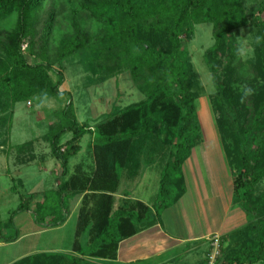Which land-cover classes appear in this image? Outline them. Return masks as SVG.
I'll list each match as a JSON object with an SVG mask.
<instances>
[{"label": "trees", "instance_id": "obj_1", "mask_svg": "<svg viewBox=\"0 0 264 264\" xmlns=\"http://www.w3.org/2000/svg\"><path fill=\"white\" fill-rule=\"evenodd\" d=\"M53 3L0 0V24L15 21L12 29L0 26V154L15 151L23 165L36 161L33 141L8 149L15 107L31 104L32 99L59 101L71 96L62 90L63 74L75 56L88 63L94 77L105 72V58L120 57L117 72L123 64L129 67L145 99L94 127L79 122L71 99L55 113L58 121L50 126L45 141L63 164L62 176L53 190L30 196L18 192L21 179L18 185L13 180L20 204L0 228H13L22 213H29L40 228L60 227L69 219L71 201L83 196L72 253H38L13 264L115 261L120 243L136 234L137 225L153 220L151 208L143 202L116 196L121 182L135 183L146 166L161 169L153 205L157 215L185 194L183 165L203 143V134L196 108L202 89L192 80L183 35L193 38L201 24L213 25L215 43L204 55L216 89L212 105L227 160L234 168V203L250 221L240 247L224 253L217 264H264V192L256 195L264 180V40L257 44L255 38V58L244 61L236 35L253 25L256 37H264V0H81L88 25L83 28L82 22L67 20L69 30L59 46L52 44L54 27L60 25ZM46 6L52 14L49 20L32 23V14ZM255 14L260 17L251 23ZM55 66L65 68L57 82L50 74ZM100 80L94 86L106 81ZM245 87L253 94L245 96ZM66 135H71L67 152L61 144ZM86 136L92 138L93 169L86 172L78 166L69 176L70 160L80 153ZM2 237L0 242L13 243L19 234Z\"/></svg>", "mask_w": 264, "mask_h": 264}, {"label": "rangeland", "instance_id": "obj_2", "mask_svg": "<svg viewBox=\"0 0 264 264\" xmlns=\"http://www.w3.org/2000/svg\"><path fill=\"white\" fill-rule=\"evenodd\" d=\"M80 3L81 0H54L52 11L60 23V25L58 24L59 26L54 27L55 33L52 38V44H54V46H59L61 44L65 35L64 33L69 30L68 25L65 24L67 20L80 21L82 22L81 26L83 28L88 25L89 19L83 12ZM48 7L49 6H46L34 12L31 16L32 23H35L37 20L48 21L52 15L49 13ZM249 7L252 8V5H249ZM259 17L260 16L258 14H255V16L250 18V22L254 23ZM14 25L15 21H12L11 19L0 24V26L4 29H12ZM256 33L257 29L253 25H250L249 27L236 33L240 45L241 56L244 61H253L255 58L254 42ZM183 39L187 43L190 59L193 65L192 80L194 81V85L197 84L198 88L202 89L201 92L199 90L196 108L198 121L203 134V140L204 138L208 140L212 136H216L220 139L216 113L212 105V95L215 93L216 89L210 70L204 60V55L207 50H209L215 43L213 38V25H197L194 37L188 38L187 35H183ZM27 48V45H25L24 51H26ZM114 58V54L105 58L102 61V65L105 67V72L99 73L98 77H94L92 71H90L88 67V63L85 62L83 58L75 56L69 60L65 73V68L63 69L59 66H55V70L50 73L56 82L62 78L60 73H64L63 78L65 83L62 90L70 92L71 96H62L59 101L56 99L47 101L32 99L31 105L28 103H19L16 105L8 149L33 141V152L35 155H38V159H36L38 161L36 163H32L31 166H26L18 170L17 168L23 166V164L20 163L19 165L16 163V165H13L15 161L17 162V159L14 157L15 155L13 157L10 156L9 158H6L10 161L9 167L11 170V176L9 177L4 171V164L0 159V226L4 225L9 220L11 213L17 209L20 204L19 194L14 193L12 189L15 183L18 185L19 179H22L23 186H17L18 192H21V194H24L25 196H30L33 193L44 194L45 192L53 190L57 175H60V168L63 169V164L54 158L50 145L45 141V136L49 133L50 126H53L58 121L55 113L63 109L70 99L73 101L74 109L79 122L88 123L91 127H94L98 122L106 119L111 114L117 113L128 108L132 104L145 99V96L139 91V83L135 82L132 78L131 69L123 64V67L118 73L116 67L119 66L121 58L119 57L117 61H115ZM29 60L33 59L29 58ZM100 79H105L106 81L94 86ZM70 137L71 136L69 135L68 138ZM66 139L67 138L64 137L61 144L63 145V151L67 152L70 150L71 145L67 144L68 141ZM91 139V136H86L81 141L80 153L72 157L70 160L69 173H71L75 167L79 166L80 163L84 162L85 165L90 162L91 151L89 143H91ZM150 143L151 142H146L147 145ZM140 145H142V142ZM141 148L144 150L142 146ZM203 149L204 148H202V146L197 147L195 155L198 168H200V171L202 170L203 173H205L204 171H206L208 167L207 164H209L208 161L210 159V154L206 152L205 149V152L208 153L207 156ZM13 153L15 154V151H13ZM222 153L225 155L223 149ZM2 155V157L5 156L3 153ZM27 157L28 156H25L24 158ZM89 165L90 164H88V166ZM217 167L220 168L219 164ZM230 167L234 173V168L231 165ZM39 168L46 171V173H43V171L39 172ZM160 171L161 169L158 170V168H152L150 172L145 174L144 178L150 191L159 185L158 178L160 177ZM13 180H15V183ZM262 192H264V180L261 182L259 191L256 195L260 196ZM74 202L75 201H73V205ZM247 220L246 226L234 234L230 239H223L219 235L221 237L219 248L221 257H224V253H231L240 247L243 237L241 235L244 234V231L250 224L248 217ZM75 225L76 218L71 220V222L69 221L68 226H66L62 231L65 246L70 244V241L74 236L73 231ZM14 227L6 229L3 227L2 230L0 228V236L11 237L15 234H20V232H17ZM71 227L73 228V231ZM4 237H2V239ZM52 237V234L34 236L27 238L25 242L21 241L11 244L10 246H0V264H10L11 262H14L18 255L24 254L23 251L31 245L30 243L38 248L37 251L42 250L43 246L46 247V241H49L50 244L52 243ZM56 238L58 239V237ZM212 243L213 242L211 240V244ZM212 249L213 246L211 245V252ZM39 252L41 251H38V253Z\"/></svg>", "mask_w": 264, "mask_h": 264}, {"label": "crops", "instance_id": "obj_3", "mask_svg": "<svg viewBox=\"0 0 264 264\" xmlns=\"http://www.w3.org/2000/svg\"><path fill=\"white\" fill-rule=\"evenodd\" d=\"M65 137L67 141L71 139V137L68 138L69 135ZM221 143V138L212 136L208 140L204 138L203 143L198 146L204 148V153L210 154L205 173L198 168L195 155L197 147L193 150L191 157L183 165V175L186 181L185 194L175 205L166 208L158 215L153 205L158 197L159 185L150 191L144 178L145 174L150 172L153 167H145L141 177L135 183L125 180L121 182L116 196L119 198L125 196L143 202L151 208L153 220L137 225L136 234L120 243L117 259L115 261H103L102 264H207L208 256L211 253V240L215 235H220L223 239H230L246 226L248 221L246 213L234 203L233 172L226 154L223 155L222 153L224 148ZM90 153V162L85 165L82 162L79 165L86 172H91L94 166L92 151ZM208 153H206L207 156ZM3 154L5 156L2 157L1 153L0 159L4 164V171L10 177V161L6 158L13 157L15 154L10 153L9 155L7 152H3ZM36 156L38 159V155ZM16 163L20 165L18 161H15L13 165ZM88 164L90 165L88 166ZM218 164L220 168L217 167ZM31 165H23L17 169ZM40 168L39 172L43 171ZM77 168L78 166L71 171L69 176L73 175ZM44 172L46 173V171ZM59 172L60 175H57L53 188L58 184L63 169L60 168ZM159 181L160 177L158 183ZM82 199L83 196H78L71 201V213L68 221L57 228L43 229L36 225L29 213L18 215L15 218V228L20 232L18 239L13 243L0 242V246H10L21 241L25 242L30 237L52 234L55 241L52 240L51 244L46 241V247L43 246L42 250H38L41 251L39 253H72ZM73 201H75L74 205ZM75 218L74 231L71 227L74 233L72 242L70 241V244L65 246L62 231L68 226L69 221L71 222ZM30 244L23 251L24 254L18 255L16 260L10 264L38 254V248L32 243Z\"/></svg>", "mask_w": 264, "mask_h": 264}, {"label": "built area", "instance_id": "obj_4", "mask_svg": "<svg viewBox=\"0 0 264 264\" xmlns=\"http://www.w3.org/2000/svg\"><path fill=\"white\" fill-rule=\"evenodd\" d=\"M212 242H213L212 243L213 249H212V252L208 256V263L207 264H217L218 259L221 256L220 249H219L221 237L219 235H215L212 238Z\"/></svg>", "mask_w": 264, "mask_h": 264}, {"label": "clouds", "instance_id": "obj_5", "mask_svg": "<svg viewBox=\"0 0 264 264\" xmlns=\"http://www.w3.org/2000/svg\"><path fill=\"white\" fill-rule=\"evenodd\" d=\"M262 40H264V37H260V36H257L256 37V43L257 44H260ZM253 91L254 90L252 88L245 87L244 90H243V93H244L245 96H248V95L253 94Z\"/></svg>", "mask_w": 264, "mask_h": 264}]
</instances>
